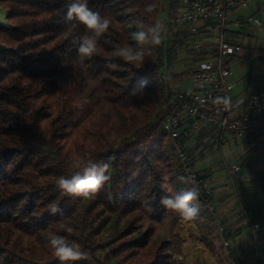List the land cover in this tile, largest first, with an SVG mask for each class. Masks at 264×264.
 <instances>
[{
    "label": "trees",
    "instance_id": "16d2710c",
    "mask_svg": "<svg viewBox=\"0 0 264 264\" xmlns=\"http://www.w3.org/2000/svg\"><path fill=\"white\" fill-rule=\"evenodd\" d=\"M159 1L88 0L111 25L84 59L78 48L85 26L68 18L75 0H0L7 12V24H0V264H180L171 226L182 215L161 200L197 190L192 177L210 185V169L193 170L188 141L195 120H184L177 139L191 175L162 125L177 89L159 73L162 43L139 65L113 55L117 46L136 45L132 34L141 25L159 21ZM179 5L170 0L172 12ZM211 128L197 130L200 142L206 133L218 135ZM79 161L110 164V179L87 199L63 193L56 183L81 171L74 166ZM198 193L193 219L216 256L219 236L207 203L221 212L212 193ZM52 206L59 208L55 215ZM223 222L235 241L240 228ZM50 233L80 244L90 260L60 261L47 244Z\"/></svg>",
    "mask_w": 264,
    "mask_h": 264
},
{
    "label": "built area",
    "instance_id": "2783aa9c",
    "mask_svg": "<svg viewBox=\"0 0 264 264\" xmlns=\"http://www.w3.org/2000/svg\"><path fill=\"white\" fill-rule=\"evenodd\" d=\"M249 1L180 0V8L173 20L176 27L194 37L192 49L200 54V63L190 76V86L176 89V103L162 121L163 128L173 139L185 169L190 174L192 167L177 140L185 119H194L193 127L197 124L215 127L220 139H224V135L237 140H254L264 136V88L252 93L244 108L238 110L234 108L231 95L234 83L228 76L231 57L242 48L238 42L225 36L229 29L228 15L232 10L247 6ZM245 19L256 28L264 27V0H258V10L248 14ZM225 100L228 103H224ZM207 140L206 136L202 138V142ZM224 164L227 183L238 202L237 211L244 216L243 225L248 228L251 236L247 237L242 246L233 245L225 234V218L219 217L207 203L214 215L219 236L217 258L221 264H264V226L249 218L236 194L235 181L241 177L242 168L236 163ZM253 178L252 174L249 175L248 181L251 183ZM244 180L247 181V178ZM192 182L198 192L201 193L202 189L206 193L212 192L207 182L201 184L194 177ZM239 232L236 235H242V231L240 235Z\"/></svg>",
    "mask_w": 264,
    "mask_h": 264
},
{
    "label": "rangeland",
    "instance_id": "374dc122",
    "mask_svg": "<svg viewBox=\"0 0 264 264\" xmlns=\"http://www.w3.org/2000/svg\"><path fill=\"white\" fill-rule=\"evenodd\" d=\"M180 8L177 6V10L175 12H172L170 10V0H160L159 1V21L162 22L165 26V31L162 33V45L160 52V58L163 61V66L159 69V73L163 79L169 82V84L173 87L172 89L175 90L178 88L181 84V86L188 87L191 84V73L178 78V77H171L174 74H181L186 71H192L194 70L198 62L200 61V54L195 52L192 49V44L194 42L193 36H183L180 32V29H176V25L174 23V18ZM6 15L7 12L0 8V24H7L6 21ZM229 31L226 32L225 36L226 38L230 37V34H228ZM212 36V35H210ZM229 39V38H228ZM232 40V39H231ZM241 42H244L243 39H239ZM245 47L241 48L239 55L243 56V59H241V62H238V59H233L230 63L231 72H234V68L237 67V71H240L243 69L244 64L242 62H246L247 60H250L249 62H246L245 68L250 70V74L246 76L244 79V83L250 82V86L253 83L258 82L256 78V71L253 70V62L257 59L258 52L253 51V49H250V45L246 42H244ZM243 46V44H242ZM239 58V57H238ZM241 63V64H240ZM253 68V69H252ZM240 86H243L241 83ZM236 87V92H238V89H241L240 86ZM235 114V113H234ZM213 128H211L210 125H202L197 124V126L192 127L191 132L189 133L191 135V138L188 141L189 150L192 156L195 158V164L193 166V170L195 168L199 170L204 169H210L211 176L209 179L210 187L212 189V199L211 204L213 203L217 204V209L220 211V215L222 214L224 218L227 219V221L231 222L232 228H244L243 221L244 216L241 215V212H238L236 208H238V202L235 200L236 196L234 193H230L228 190L224 189V185L227 182V179L224 175V163L231 164L233 162L239 163V164H248L253 163L252 158L249 157L251 155L250 148L248 145H243L244 142L238 141L237 139L230 138L227 135H224V139H220L218 135H213L212 138H209V134L206 133L202 136L204 138L205 136L209 139V147L206 148V150H203V146H205V142H200L199 137H197V130H203V131H211ZM206 141V142H207ZM200 151H204V155L201 158H198V154ZM239 199L242 203H252L254 207V220L260 222L261 226L264 225V216H261V213L263 212V204H264V195H261L264 193V190L258 191L255 195L251 192L239 190ZM216 209V210H217ZM219 214V213H218ZM188 220L193 225L194 229L197 231V235L199 238V230L195 224L194 219H185L182 216L178 217L174 224L171 226V232L174 237L180 240V244L178 245V253L174 255V259L179 262L180 264H188L186 259L184 258V245L185 240L180 233L178 226L181 221ZM169 225V222L167 223V226ZM162 234V233H161ZM251 236V233L248 232L247 229H243L242 235L240 237H237L236 242L234 243V240L231 238L230 240L234 243L233 245L242 246L245 242L247 237ZM201 237V235H200ZM202 245V244H201ZM204 251L208 254V258H213L214 261L210 262L206 258H198L196 259V264H221L220 261L216 256H214L211 251L208 252L205 248H203ZM237 250V249H236ZM210 254V255H209ZM102 256V255H101Z\"/></svg>",
    "mask_w": 264,
    "mask_h": 264
},
{
    "label": "clouds",
    "instance_id": "9594fccd",
    "mask_svg": "<svg viewBox=\"0 0 264 264\" xmlns=\"http://www.w3.org/2000/svg\"><path fill=\"white\" fill-rule=\"evenodd\" d=\"M151 10V6L146 8V11L150 12ZM68 18H75L85 26L86 34L79 38L78 53L81 58H91L97 51L99 38L109 29L111 19L93 12L88 7V0H75L68 9ZM164 31L165 26L160 21H156L154 24L148 26L141 25L140 30L132 34V39L136 42V45L125 44L117 46L113 55L121 58L128 64H143L146 56L151 54V48L158 46L162 42V33ZM224 103H228V101L225 100ZM74 166L82 170L70 178L60 176L56 180L57 187L67 195L84 199L90 198L110 179L106 175L110 167V164L107 162L96 163L89 161L87 164H83L82 161H79ZM198 195V191L195 188H191L180 193L165 196L162 198L161 203L165 208L179 212L183 218L192 219L197 215L198 209L192 207L191 202ZM58 211V206L50 208V213L53 215ZM64 228L68 233L73 232L72 227L65 225ZM47 244L62 262L90 260L89 253L82 250L80 244L69 240L65 236L50 233L47 238Z\"/></svg>",
    "mask_w": 264,
    "mask_h": 264
},
{
    "label": "crops",
    "instance_id": "0c3cea01",
    "mask_svg": "<svg viewBox=\"0 0 264 264\" xmlns=\"http://www.w3.org/2000/svg\"><path fill=\"white\" fill-rule=\"evenodd\" d=\"M257 10H258V0H250L247 6L240 7L236 10H232L228 15V25H229L228 34H230V37L228 38L232 39L233 41L238 42L241 46L243 44L242 48L245 47L244 42H246L250 45L249 47L250 49H253V51L258 52L257 59L253 62V68L255 69L252 68L253 70L256 71L255 76L258 82L253 83L251 86H250V82H246V83L243 82L247 74L248 75L250 74V70L247 71V69H244L246 62H249L250 60H247L246 62H242L244 66H243V69H241L240 71H237L236 69L237 67L234 68L235 73L231 72V68L229 70V75H228L229 80L234 83V88L231 93L232 98H233V105H234V108L238 110H241L244 108L248 97L252 93L264 88V27L256 28L253 25H250L249 23H247L245 19V17L248 14L254 13ZM239 39H243L244 42H241ZM239 53L240 52L234 54L231 57L230 63L232 62L233 59H238V62L242 61L241 59H243L244 55L242 54V56H240ZM199 63L200 62H198V64ZM240 83L243 86H240L239 85ZM179 85H180L179 87H182L181 84ZM238 85L240 86L241 89H238L239 91L236 92V87ZM238 141L244 142L243 145L249 146L250 152H251V155L249 157L252 158L253 163H248L246 165V164H239V163L233 162V163L240 165V167L242 168L241 177H239L235 181L236 194L239 197L238 192L241 189L243 191H247V192H251L252 194L259 195L257 194L258 191L264 190V136H261L254 140L244 139V140H238ZM251 174L254 176V178H253V181L250 183L248 181V176ZM245 178H247V181L244 180ZM223 187L225 190H228L231 193V188L229 187L227 182ZM261 195H264V193H262ZM242 205L247 211L249 218L252 221H255L254 220L255 216L253 214V211H254L253 202L252 203H249V202L242 203ZM218 216L224 218V216L222 214L220 215V213L218 214ZM261 216H264V207H263V212L261 213ZM255 222H258V221H255ZM258 223L261 224L260 222ZM244 228L248 230L246 226H244ZM244 228L240 229L239 231L243 232ZM240 232H239V235L241 234ZM199 240L203 248L207 250V248L204 246L201 240L200 234H199ZM206 259L209 261L208 258ZM211 259H212L211 261H214L213 258Z\"/></svg>",
    "mask_w": 264,
    "mask_h": 264
},
{
    "label": "bare ground",
    "instance_id": "6f19581e",
    "mask_svg": "<svg viewBox=\"0 0 264 264\" xmlns=\"http://www.w3.org/2000/svg\"><path fill=\"white\" fill-rule=\"evenodd\" d=\"M178 229L185 240L183 253L188 264H196V259L198 258H208V254L202 249L197 231L194 229L190 221H181ZM208 259L210 261V258Z\"/></svg>",
    "mask_w": 264,
    "mask_h": 264
}]
</instances>
